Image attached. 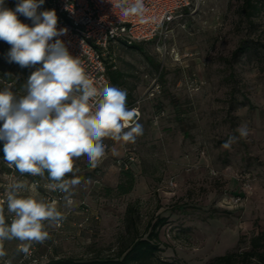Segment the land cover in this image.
<instances>
[{
    "label": "rangeland",
    "instance_id": "rangeland-1",
    "mask_svg": "<svg viewBox=\"0 0 264 264\" xmlns=\"http://www.w3.org/2000/svg\"><path fill=\"white\" fill-rule=\"evenodd\" d=\"M190 1L165 46L150 41L111 48V70L121 73L120 88L131 92L143 134L135 143L103 140L105 156L94 170L85 157L75 160L81 183L69 207L55 203L66 219L60 227H47L51 238L45 243H33L38 256H113L144 234L150 220L166 216L157 256L203 264L235 249L240 233L245 248L252 231L264 228V5L250 24L241 0ZM12 3L14 9L16 0ZM241 40L251 49L230 61ZM9 50L0 41V89L9 87L19 96L27 68L9 63ZM153 80L161 92L146 97ZM242 125L249 129L246 138L237 132ZM230 137H235L231 148H223ZM125 155L132 157L127 167L120 163ZM126 168L133 187L120 193L117 185L127 182L121 174ZM18 175L0 160V199L17 180L33 181ZM35 179L40 192L49 190L42 195L50 203L46 196L54 192L47 174ZM19 253L16 248L8 255L14 261Z\"/></svg>",
    "mask_w": 264,
    "mask_h": 264
},
{
    "label": "clouds",
    "instance_id": "clouds-1",
    "mask_svg": "<svg viewBox=\"0 0 264 264\" xmlns=\"http://www.w3.org/2000/svg\"><path fill=\"white\" fill-rule=\"evenodd\" d=\"M43 4L44 0H17L12 9L0 0V41L10 45L8 62L35 69L22 95L9 87L0 89V142L9 168L34 177L47 173L48 187L63 193L71 205L73 190L81 183L75 160L85 157L88 168L94 170L105 156V138L135 143L143 126L135 109L127 107L125 89L109 83L97 87L87 77L81 59L72 56L59 38L67 28L57 27L54 9L38 11ZM118 6L125 16L144 12L143 0L131 6L121 0ZM237 132L240 138L249 135L243 125ZM234 141L230 137L222 147L230 149ZM68 174L71 179L66 178ZM25 189L26 184L17 180L0 199V257L7 255L4 241L18 240V252L27 255L33 243L43 244L51 238L48 226H58L66 219L55 202L21 195Z\"/></svg>",
    "mask_w": 264,
    "mask_h": 264
},
{
    "label": "built area",
    "instance_id": "built-area-1",
    "mask_svg": "<svg viewBox=\"0 0 264 264\" xmlns=\"http://www.w3.org/2000/svg\"><path fill=\"white\" fill-rule=\"evenodd\" d=\"M120 3L121 0H44V4L38 10L54 9L56 11L57 27L68 30L65 35L59 38L64 41L72 56L81 59L87 77L97 87H101L105 83L110 84L105 61L110 47L117 43L130 45L136 42L150 41L156 42L158 46H165L174 24H180L186 11L190 8L191 1L143 0L144 12L142 16H125L121 7L118 6ZM134 3L135 0H127L128 6ZM23 22L29 25L32 23L28 19H23ZM34 70V68H29V75ZM160 92V83L153 80L146 90V97H154ZM26 175L28 174L21 175L19 173L18 177L23 178ZM31 177L33 185H37L38 180H34V176ZM53 192L52 198L50 195L47 197L50 203L64 202L68 207L70 206L63 199L64 196L61 192ZM5 214L6 221L10 223L11 217L6 212ZM61 225L62 223L56 226L60 227ZM34 247L32 244L27 255L19 253V258L16 261L5 258L2 264H7L8 261H11V264H40L46 261V256H38Z\"/></svg>",
    "mask_w": 264,
    "mask_h": 264
},
{
    "label": "trees",
    "instance_id": "trees-1",
    "mask_svg": "<svg viewBox=\"0 0 264 264\" xmlns=\"http://www.w3.org/2000/svg\"><path fill=\"white\" fill-rule=\"evenodd\" d=\"M6 5L9 8L13 7V3L11 0H6ZM263 5V0H241L240 10L243 16L251 24L252 18L261 12ZM19 19L23 22V19H21L20 17ZM125 46L136 47V44L132 43ZM112 47H110L105 59L107 68L106 72L109 81H111L113 85H116L120 74L118 71L111 70V63L113 62L112 56L114 55V52L111 49ZM250 49L251 44H248L247 40H241L239 44L232 50L229 60H237L243 53L249 51ZM28 76L29 68H27L26 81ZM244 99L247 101L249 108H252L253 106L250 103L249 99L247 97H244ZM231 109L232 103L230 102L228 106V113H230ZM0 160L5 163L3 142H0ZM131 161L132 157L125 155L120 163L124 167H127L128 163H131ZM121 171V174L123 176H127L128 179L127 182L120 181L117 185V190L120 193H126L133 187V177L132 173L129 172L127 168L126 170ZM42 192L43 194L48 195L49 190L44 187V190H42ZM127 213L132 216V214H130V208H127ZM166 222V216H156L153 220H150L148 222L144 234L133 237L128 245L119 249L113 256L93 257L88 259L51 257L40 264H180L176 260H163L157 256V253L162 249L160 241V229L165 225ZM242 241H244V235L240 233L237 240V247L235 249L228 250L223 254L214 256L203 264H264V228L252 231V234L248 239V245L245 248L240 247ZM18 246L16 247L17 249ZM4 250L7 255L5 257H0V264H2L5 258L11 259L8 255L10 254V252L6 249L5 244ZM18 258L19 256L16 258V260Z\"/></svg>",
    "mask_w": 264,
    "mask_h": 264
},
{
    "label": "crops",
    "instance_id": "crops-1",
    "mask_svg": "<svg viewBox=\"0 0 264 264\" xmlns=\"http://www.w3.org/2000/svg\"><path fill=\"white\" fill-rule=\"evenodd\" d=\"M118 71V70H117ZM119 72V71H118ZM120 74V77L118 78L117 80V84L116 85H113L110 81V85L111 86H116V87H119L122 86V80H121V73L119 72ZM125 89V88H124ZM127 91V107L129 109L133 108L131 107L132 104L134 102H132V96H131V92L127 89H125ZM141 102V97H139L135 103H140ZM134 105V104H133ZM136 111V110H135ZM124 130H127V128H125ZM25 184H26V189L24 190L23 193H21V195H24V196H27V195H31V196H34V197H37V198H40L42 197L43 198V195H42V190L40 192V189L39 188H35L33 186V184L31 183L30 179H23L22 180ZM57 209L59 210L61 208L60 205H56ZM62 209V208H61ZM20 245V242L18 240H12V241H6L5 243V247L6 249L9 251V252H12V251H15L16 247Z\"/></svg>",
    "mask_w": 264,
    "mask_h": 264
}]
</instances>
